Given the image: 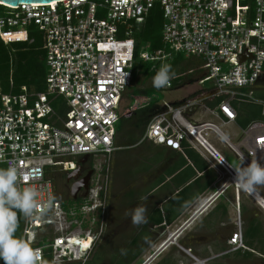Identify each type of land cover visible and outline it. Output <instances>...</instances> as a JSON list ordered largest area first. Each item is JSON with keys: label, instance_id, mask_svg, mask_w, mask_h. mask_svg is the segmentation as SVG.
<instances>
[{"label": "built area", "instance_id": "1", "mask_svg": "<svg viewBox=\"0 0 264 264\" xmlns=\"http://www.w3.org/2000/svg\"><path fill=\"white\" fill-rule=\"evenodd\" d=\"M156 3L163 10L164 47L150 51L146 45L141 59L154 66L161 62L162 87L171 88L175 76L165 64L178 54L198 57L205 68L198 83L213 84L212 92L200 98L159 103L143 140L175 150L188 146L221 168L218 191L200 207L216 199L219 191L234 187L238 199L244 190L264 209V197L251 182L257 178L264 183V98L254 95L257 88H264V0H61L7 6L0 11V39L7 45L33 43L35 26L43 36L47 65L46 91L24 86L19 94H1L0 164L9 171L25 213L22 264H44L47 250L52 257L48 264H86L102 242L109 176L120 148L119 120L152 100L138 97L123 108L134 74L133 30ZM220 95L224 100L209 109L223 125H238L234 101L262 107L261 118L246 128L238 125L243 139L237 144L222 125L192 117L197 107ZM57 97L68 106L63 116L53 105ZM211 134L229 146L241 169L214 146ZM86 154L97 174L82 202L65 209L57 198L53 174L75 170ZM238 217L229 251L248 249L240 212Z\"/></svg>", "mask_w": 264, "mask_h": 264}, {"label": "trees", "instance_id": "2", "mask_svg": "<svg viewBox=\"0 0 264 264\" xmlns=\"http://www.w3.org/2000/svg\"><path fill=\"white\" fill-rule=\"evenodd\" d=\"M7 8L5 5H0V11H4ZM163 27V10L159 3L151 9L144 22L137 24L133 30V36L136 40V52L135 62L133 66V79L132 84L128 87L124 94V101L127 99L129 105L132 106L136 98L138 97H151L152 100L146 106L138 107L131 115L122 116L119 120L116 133V145L120 146H133L138 144L147 129V126L152 116L157 112L158 100L154 99L153 92L162 88L163 76L161 74L162 63L147 62L141 59L140 53L143 47L146 45L150 51H157L164 47L162 38ZM31 38L35 36L33 43L26 41L15 42L11 45L5 44L0 39V104L1 94H19L22 92V87L26 86L29 90L36 92H43L47 89V65L45 61V50L43 49V36L37 31L35 26L31 27ZM185 58L184 54H178L169 64H165V69L171 75H175L173 85H176L182 78V74L185 70L179 65ZM139 75H142L145 80L154 79L156 85L149 87H139ZM212 92V87H208L196 93L190 99L200 98ZM254 95L259 98H264V88H257L254 91ZM225 96H216L209 100H206V106L210 109H215L223 100ZM234 106L237 110V124L246 128L253 120L261 118V105L251 102H238L234 101ZM56 112L60 115H65L68 110V106L63 97H57L53 103ZM123 140V142H122ZM145 147V146H144ZM145 149V148H144ZM141 149L142 159H137V165L135 171H128V175L123 173V176L132 178L137 175H144L150 170L151 164L147 162L148 157L146 151ZM126 155L127 160H132L129 154ZM178 152L179 150H173ZM179 153V152H178ZM193 159L199 169L204 170L203 165L198 158V154L189 148L184 146L183 155ZM162 154H159V159L155 158V161L160 160ZM151 160V159H150ZM127 165L123 164V167ZM141 165V166H140ZM126 167V166H125ZM139 168V169H138ZM176 166L172 170H177ZM133 173V174H132ZM193 174H195L193 170ZM189 178V179H188ZM193 178V175L185 178V183L189 182ZM164 175H160L154 183L146 185L141 190L133 188L127 191L124 198L128 200V203L140 201L147 197L153 191L155 186L162 184ZM178 183V179L175 178ZM200 179L194 180L190 185L185 186L179 192H176L165 204L162 205V200H159L155 205L148 210L146 222L139 228L140 230L134 236L131 241V245L125 248L111 249L99 257L100 248L96 250L92 257L86 262V264H134L139 261L143 252L148 248L147 243L149 239L153 242L155 232L157 230H165L170 226L178 216L188 207V205L196 198L200 190L196 191V195L188 196L190 187L199 183ZM214 181V178H210L203 184H199L200 189L206 188L210 183ZM82 199L75 200L73 198L63 199L62 203L65 209H68L69 205L80 204ZM25 225V213L17 194L15 184L11 180L10 173L4 164H0V264H22V240L23 229ZM48 238L47 235L43 236L42 241L45 242ZM246 242L250 248H254L255 243H264V230H262V223L257 219L251 220L249 227L245 230ZM41 243V242H40ZM176 248V247H175ZM255 249V248H254ZM180 254H185L178 249ZM177 250V251H178ZM264 251V249H261ZM47 254L44 257V264L51 262V252L47 250ZM264 253V252H263ZM252 251L245 250V257L253 255ZM99 257V258H98ZM186 257V256H185ZM97 259H100L97 261ZM97 261V262H96ZM141 262L140 264H142ZM179 259L172 253H168L163 257L161 261L156 264H178Z\"/></svg>", "mask_w": 264, "mask_h": 264}, {"label": "crops", "instance_id": "3", "mask_svg": "<svg viewBox=\"0 0 264 264\" xmlns=\"http://www.w3.org/2000/svg\"><path fill=\"white\" fill-rule=\"evenodd\" d=\"M220 125L223 126L222 123ZM142 146H145L144 150L148 157L147 162L151 164V168L146 172V175L147 177L151 175L152 178L147 185L154 183L160 175H164L162 184L155 186L153 191L147 195V199L154 198L157 202L162 200L163 205L174 196L176 192L190 185L194 180L200 179L198 184L190 187L188 196L190 197L192 194L194 196L196 195V191L200 190L199 194L170 225L172 228L175 227L174 233L180 228L176 236L177 241L180 240L179 248L195 260L194 264H228L225 263L227 259L228 261L233 260L235 263L236 260H238V264H246L247 259L256 257L257 255L263 256L264 258V251H259L255 248L258 247L259 243L254 244V249L250 248L246 242L245 230L249 227L251 220L257 219L260 221L262 223V230H264V223L259 217V210L264 212V209L261 207L260 203L255 201L246 191L241 190L238 199L235 188L230 187L225 191H219L216 199L208 201L204 206H201L202 208L200 207L202 202L211 195V189L216 187V191L213 192L216 193L221 184L219 179L221 168L212 165H216L214 160H211V164L193 149L196 154H198L201 163L205 165L204 170H201L197 167L193 159L187 157L186 154L185 156L183 155L185 145H183L182 150H179L178 153L173 151L175 149L162 144H155L147 139L143 140V138L136 145L120 146L114 154V159L115 156L118 157L120 154L127 155L128 152L126 151L128 149L134 150V148L138 147L143 149ZM131 152L132 151H129V154ZM159 154H162L161 159L155 161V158L159 159ZM176 166L178 169L172 170ZM160 168H162V170L158 171ZM193 170L195 174H193ZM191 174L193 178L185 183V178ZM212 177L214 181L206 188L200 189L199 184L205 183ZM175 178L178 179V183ZM231 188H233V190H231ZM157 202L151 205H155ZM199 207L200 210L195 213V210ZM239 212L241 221L245 223V225H243L244 241L248 249L229 251L230 246L228 240L237 228L236 224L239 218ZM245 250L252 251L254 254L247 258L244 256Z\"/></svg>", "mask_w": 264, "mask_h": 264}, {"label": "rangeland", "instance_id": "4", "mask_svg": "<svg viewBox=\"0 0 264 264\" xmlns=\"http://www.w3.org/2000/svg\"><path fill=\"white\" fill-rule=\"evenodd\" d=\"M146 50V46L142 48L141 51ZM170 62H167L169 64ZM182 67L185 71L182 74L183 78L171 88L157 89L153 92L154 99L158 100L159 103L172 102L175 104L184 103L186 100L192 98L199 91L206 89L212 86V81H207L205 84H199L198 79L200 75L202 76L205 72L204 63L198 57L193 56H185L184 60L181 61L179 68ZM173 77L175 75H172ZM139 87H149L156 85L154 79L145 80L142 75L138 77ZM129 105V101L125 99L123 101V108L125 109ZM194 119L201 121H214L217 124H221L215 116L210 112L209 107L200 105L197 107L195 113L192 115ZM223 132L229 137L230 141L234 144L239 143L243 139V132L238 125L228 124L222 126ZM209 140L217 147L221 153L227 158V160L236 168L241 169L242 163L236 157V155L232 152L228 145L224 144L215 134H211ZM123 142V140H122ZM144 149V146H142ZM141 147L134 148L130 153L132 160L128 161L126 154H120L118 157L115 156V159L112 164V170L109 176V198L107 201L106 207V221H107V229L105 232V236L101 243L95 246L94 251L90 255L89 259L92 257L93 253L100 248L101 244L103 245L101 250L99 251V257L106 255L108 250L115 248H125L131 245V241L134 236L140 230L139 228L146 222L147 220V212L152 207L151 204L157 202L154 198L147 199L144 198L140 201L128 203V200L124 198V195L127 191L133 188H138L141 190L145 187L149 181L151 180V175L147 177L144 175H137L132 178L129 176L128 178L123 176L125 172L126 175L128 171H135L137 164V159L143 160L142 152L140 153ZM117 157V158H116ZM123 167V164H126ZM141 166V165H140ZM139 169V168H138ZM162 170L160 168L158 171ZM124 171V172H122ZM133 174V173H132ZM66 174L63 172H55L53 176L56 179V195L60 200L67 199V195H63V185H64V176ZM253 186L256 190L264 197V183L257 178L251 180ZM216 187L212 188L210 194L216 191ZM233 190V188H231ZM209 195V194H208ZM77 200V199H75ZM259 217L264 223V212L259 210ZM242 224L245 223L242 221ZM174 228L168 227L165 230H158L155 232L156 239L152 241L149 239L147 243V249L141 255L139 261H136L134 264H140L144 262L158 247L159 245L167 239L170 235L174 234ZM232 230V229H231ZM173 231V232H172ZM229 232V231H228ZM42 236V235H41ZM90 241V240H89ZM88 244V243H87ZM180 240L177 241L175 238V242L171 243L165 250H163L152 262V264H156L163 259V257L167 256L168 253H172L175 255L177 259H179L178 264H194L195 260L192 259L187 253L179 248ZM176 247V248H175ZM257 250L264 249V243L259 244L258 247H255ZM182 251L184 255L180 254L179 250ZM178 250V251H177ZM188 250V249H187ZM98 257V258H99ZM100 259H97L99 261ZM96 261V262H97ZM239 261L236 260V263L231 260H225V263L228 264H238ZM105 264H108L107 262ZM151 264V263H150ZM246 264H264L263 256L257 255L251 259L246 260Z\"/></svg>", "mask_w": 264, "mask_h": 264}, {"label": "water", "instance_id": "5", "mask_svg": "<svg viewBox=\"0 0 264 264\" xmlns=\"http://www.w3.org/2000/svg\"><path fill=\"white\" fill-rule=\"evenodd\" d=\"M53 1H61V0H0V5H5L9 7H16L19 6L21 3H50ZM245 55L242 56L244 58ZM88 156V154L84 155ZM78 170H73L70 172V177H74L75 179H78V176H75V173ZM84 188L86 190L85 196L86 197L89 193L90 190V183L89 181L85 180L84 182L78 181L74 186H73V196L74 199H77L76 194ZM183 227V226H182ZM181 227V230H182ZM180 228L178 229V231ZM178 231H176L174 234L170 235L167 239H165L159 247L142 263V264H150L155 258L163 251L165 248H167L171 243L175 242V238L177 236Z\"/></svg>", "mask_w": 264, "mask_h": 264}, {"label": "flooded vegetation", "instance_id": "6", "mask_svg": "<svg viewBox=\"0 0 264 264\" xmlns=\"http://www.w3.org/2000/svg\"><path fill=\"white\" fill-rule=\"evenodd\" d=\"M79 166L75 169L78 170L75 173V176H78V179H75L74 177H70V173H66V175L64 176V185H63V195H67V199L69 198H73V186L78 182V181H82L84 182L85 180L89 181L90 183V189H91V183L94 179V177L96 176V169L94 167V163L93 161L90 159L89 156H83L79 159ZM54 179V184H56V179L53 176ZM56 187V185H55ZM90 191V190H89ZM85 192L86 190L84 188H82L77 194V200L78 199H82L85 196ZM89 194V193H88Z\"/></svg>", "mask_w": 264, "mask_h": 264}, {"label": "bare ground", "instance_id": "7", "mask_svg": "<svg viewBox=\"0 0 264 264\" xmlns=\"http://www.w3.org/2000/svg\"><path fill=\"white\" fill-rule=\"evenodd\" d=\"M89 240H90V239H89ZM89 240L86 241V243H84L85 246H87V243L89 244V242H90ZM169 247H170V246H169Z\"/></svg>", "mask_w": 264, "mask_h": 264}]
</instances>
